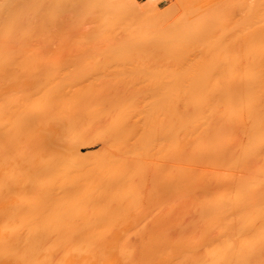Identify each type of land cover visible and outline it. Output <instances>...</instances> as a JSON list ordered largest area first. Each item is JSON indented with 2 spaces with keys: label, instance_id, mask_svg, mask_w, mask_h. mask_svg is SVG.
Listing matches in <instances>:
<instances>
[{
  "label": "bare ground",
  "instance_id": "bare-ground-1",
  "mask_svg": "<svg viewBox=\"0 0 264 264\" xmlns=\"http://www.w3.org/2000/svg\"><path fill=\"white\" fill-rule=\"evenodd\" d=\"M37 1L44 9L48 1L58 5L68 0H0V264H264V26L234 35L233 41L239 40L234 48H227L231 39L220 35L224 47L219 48V40L218 46L210 45L217 52H206L202 43L208 35L198 36L200 43L191 32H166L176 27L165 21L146 19L134 26L128 21L122 33L136 39L127 42L130 50L141 39H155L158 45L168 38L187 39L169 41V52L161 43L156 52L162 58L156 46L149 49L156 44L151 39L152 45L144 48L150 55L140 46L135 49H141L140 58L126 48L128 37L119 34L125 39H117L121 42L115 50L126 44L123 49L129 51L122 53L128 57L121 52L111 57L107 53L114 49L107 47V60L118 62L115 69L121 65L124 76L130 80L133 73L136 80L107 81L103 70L112 62L104 64L92 55L91 62L104 66L99 64L95 73L98 64L86 57L95 73L91 70L89 76L95 79L100 72L110 82L101 77L91 82L85 80L88 71L82 73L86 61L78 63L85 49L75 59L72 52L64 54L67 59L61 56V67L69 61L65 70L60 62L57 68L41 64L44 56L52 60L53 52L48 55L44 44L47 32L37 36L32 21L35 15V23L41 18L39 11L51 16L48 6L43 12ZM120 3L106 4L105 13L110 18L116 14L113 23L127 10ZM130 8L128 12L135 11ZM146 13L153 15L152 10ZM98 22V30H105ZM66 24L70 35L75 29ZM35 43L49 51L44 55L40 49L41 59ZM56 56L55 62L62 61ZM68 65L79 69H71L72 75L86 76L64 79ZM128 69L133 72L125 73ZM95 142L98 146L90 149ZM146 207V213L153 208L145 216Z\"/></svg>",
  "mask_w": 264,
  "mask_h": 264
},
{
  "label": "rangeland",
  "instance_id": "rangeland-1",
  "mask_svg": "<svg viewBox=\"0 0 264 264\" xmlns=\"http://www.w3.org/2000/svg\"><path fill=\"white\" fill-rule=\"evenodd\" d=\"M41 1H43V0H41ZM41 1H40V4H42L41 3ZM67 1V0H66ZM66 1H64V2H66ZM74 1H76V2H74ZM123 2L124 4H126V6L123 4V3H120V4H122V6L124 5L126 8H127V10H129V9H132V8H130V7H135V11H131V13H134L135 12V14H131L130 12H128L125 8V11L123 10L122 11V15L123 16H121L120 17V15L121 14H119V16H117L116 18H118L119 17V19L121 20V19H123V17L125 16V15H127L128 17L129 16H131V17H129V19L127 18V17H124V19L122 20V21H124V22H121L119 19H117L118 21L117 22H114L113 23V21H111L112 19L111 18H114L115 17V13H113L112 12V17L110 18V16L111 15H109V14H107V13H105L107 10V8H106V4H115V3H117V4H119V2ZM126 0H95V2H94V0H68L66 3H61V4H58V5H56V3H54V2H52L51 4H50V1H48V2H46V4H45V2H44V4L46 5V6H48L47 7V9L49 8L50 10V12H47V11H45V8H46V6L44 7V9L43 8H41L42 6H44L43 4L42 5H40L39 6V1H37V6L39 7V8H41L42 10H43V12L45 11V12H47V13H49V15L51 16V17H47V14H46V18H48L47 20H46V18H45V14L43 13V14H41V12L39 11V9H37L36 11H39V14L37 13V16H38V18L41 16V18H43V15H44V18L43 19H38V20H36V21H38V22H36V23H39V24H36L35 23V18H36V13H34V15H35V17H34V20L32 21V22H34L33 24H35V25H33V27H35V29L36 28H38L39 29V25L41 24V22L39 21V20H42V21H44L43 22V24L44 23H46V24H42L43 25V27H45L44 29L41 27L42 25H40V27L42 28H40L39 29V31H38V29H36V31H32L33 33H35L37 36L39 35H43V34H45L46 32V34L48 35V36H44V38H47V40H45L46 41V43H44V44H46V46L48 47V49H49V51H50V54H48V55H52L51 54V51L53 52V56H50V57H52V60H49V59H47V60H45V57L46 56H44L43 57V52H44V55H47V54H45V51H46V49H47V47L43 44L42 46H44V47H42V46H38V44H37V46L39 47V49H37V47H36V43H35V47H36V49H35V52H36V54H38V55H40V56H38L42 61H43V63H42V61H41V64H46L47 66L49 65V64H53L54 65V63H55V67L57 68V64H59V62H60V68L62 69V67H63V70H65V66H66V63L67 62H69V61H67L66 63H63V64H65V65H63L62 67H61V62H64L62 59H67L66 57H65V55H68L69 56V54H71V52H72V54L74 53V55H71V57L73 56V58H74V56H76V58H77V56H78V54H80L79 52V50L80 49H82V51H83V49H85V51H83V53L84 52H86V53H84L86 56H83V54H81L82 56H83V61H82V56H78V57H80V59L79 60H81V61H76V63L78 62V63H83V62H85V67L89 64L88 63V60H89V62L90 63H92L91 62V59H92V55H94V57H96V56H99L100 58H102L103 60H105V62L103 61V63L104 64H106V62L108 61L109 62V60L111 59H109V60H107V58H108V55H110L111 56V54H112V56H117V54L116 53H118V55H120V53L119 52H121V55H123L124 57L125 56H127L126 54L127 53H122V49L123 48H125V45H123L124 47L123 48H121L120 49V51L118 52V48H117V50H115V47H118L119 45H118V43L119 42H121V41H119V42H117L118 40H119V38H122L123 40L126 38V37H128V35L125 33V32H127V31H125L124 32V34L122 33L123 32V25L122 24H124V23H127L128 25H130L131 23H132V25L134 26L135 24H133V23H138V21H141V20H146V19H151V20H157V21H165V22H167L168 23V25L169 26H175L176 28L175 29H173V30H170V31H166V32H175V33H177V34H181V33H186V32H191V33H193L195 36L194 37H200L201 39L203 38V37H205V36H209V37H205V40H204V43H202L203 41L199 38H194V39H196V42H198L197 40H199V41H201L200 43H202V44H204V45H206L205 47H206V52H209V51H214V49H215V51H216V46H218L219 44V40H220V42H223V43H220V45H219V48L221 47V46H223L224 47V40H230L231 39V44H232V47L230 46L229 47V45H228V43L226 44L228 47L227 48H234L235 46H236V42H237V44L239 43V40H236V41H233L235 38H232V37H234V35H241V34H247V33H252V32H254V31H256V30H258V28H260V27H262V26H264V1H262V2H259V3H257V0H128V1H126ZM131 2V4H129L130 2ZM69 2V3H68ZM74 2V3H73ZM77 2H79L78 4H77ZM129 2V3H128ZM132 2H133V4H132ZM72 3V4H71ZM90 4H92V5H89ZM50 5V6H49ZM54 5V6H53ZM76 5H77V7H76ZM79 5H81V7L79 6ZM84 5V6H83ZM105 5V6H104ZM127 5H128V7H127ZM130 5H132V6H130ZM134 5V6H133ZM59 6V7H58ZM61 6L63 7V8H61ZM72 6V7H71ZM122 6H120L121 8H120V10H122ZM56 7V8H55ZM69 7V8H68ZM76 7V9L74 10L73 8H75ZM118 7L119 6H117V10H118ZM37 8V7H36ZM59 8H61V10L58 9ZM66 8V9H65ZM79 8V9H78ZM90 8V9H89ZM40 9V10H41ZM64 9V10H63ZM84 9V10H83ZM70 10V11H69ZM83 10V11H82ZM114 10V9H113ZM151 10H152V12H153V15H151V16H149L148 14L149 13H146V12H151ZM61 11V12H60ZM66 11H69L70 13H68V12H66ZM74 11V12H73ZM85 11V12H84ZM53 12V13H52ZM64 12V13H63ZM79 12V13H78ZM123 12H125V13H123ZM128 12V13H127ZM63 15H62V14ZM76 13V14H75ZM78 13V14H77ZM86 13V14H85ZM87 13H90V15L88 16V14ZM118 13V12H117ZM72 14H74V17H72L71 15ZM86 16H85V15ZM111 14V13H110ZM113 14H114V17H113ZM57 15V16H56ZM66 15H70V16H66ZM77 15H79L78 17H77ZM94 17H93V16ZM109 15V16H108ZM146 15H148V16H146ZM59 16H61L60 18H59ZM91 16V18H89ZM62 17H63V19H62ZM64 17H67V18H65V20H66V22H68V26L66 27V28H68L69 26L74 30L70 35H69V32H71L72 30H68L67 31V29L65 30L64 28H65V24H66V22H64L65 20H64ZM69 17V18H68ZM86 17V18H85ZM98 18V20L97 21H99L98 22V24L102 27L100 30H102L103 28L105 29V30H107V32H105V30H102V31H99L98 29H99V27H96L97 26V21H96V23H95V20ZM133 17V18H132ZM33 18V17H32ZM51 18V19H50ZM71 18H73L72 20H71ZM57 19H59V20H57ZM61 19V20H60ZM84 19V20H83ZM87 19V20H86ZM94 19V20H93ZM64 20V21H63ZM69 20V21H68ZM75 20H76V22H75ZM81 22H83V23H81ZM83 20V21H82ZM90 20V21H89ZM93 20V21H92ZM71 21H73V23L71 22ZM79 21V22H78ZM114 21H116L115 19H114ZM128 21H130V24H129V22ZM31 22V23H32ZM56 22V23H55ZM63 22V23H62ZM91 22V23H90ZM113 24H112V23ZM120 22V23H119ZM20 23H22V25L24 24L22 21L20 22ZM30 23V24H31ZM49 23V24H48ZM81 23V24H80ZM87 23V24H86ZM92 23H94V24H92ZM60 26H59V25ZM61 24H63V25H61ZM85 25V26H83V25ZM89 24H90V26H89ZM122 26V28H120L121 26ZM21 25V24H20ZM19 25V26H20ZM37 25V26H36ZM48 25V26H47ZM49 25H51V26H49ZM67 25V24H66ZM96 25V26H95ZM126 25V24H125ZM131 25V26H132ZM31 26V25H30ZM59 26V27H58ZM80 26V27H79ZM93 26H95V27H93ZM48 27V28H47ZM58 27V28H57ZM70 27L68 28V29H70ZM75 27V28H74ZM91 27V28H90ZM30 28H32V27H30ZM63 28V29H62ZM96 28V29H95ZM117 28H118V30H117ZM21 29V28H20ZM33 29V28H32ZM54 29H55V31H54ZM78 29V30H77ZM84 29H86V30H84ZM89 29H90V31H89ZM113 29V30H112ZM23 30V29H22ZM34 30V29H33ZM41 30H43L42 32H41ZM46 30V31H45ZM65 30V31H64ZM82 30H84L85 31V34H83L82 36L80 35V32L82 31ZM88 30V31H87ZM92 30V31H91ZM96 31V33L94 32V31ZM114 30H115V32L117 33H112L111 31H113L114 32ZM117 30V31H116ZM54 31V32H53ZM80 31V32H79ZM84 31H83V33H84ZM119 31V32H118ZM89 32H91L90 33V36H88L89 35ZM98 32V33H97ZM101 32V33H100ZM211 32V33H210ZM218 32H220V33H218ZM225 32V33H224ZM53 33V34H52ZM68 33V34H67ZM76 33H78V37L76 36ZM191 33H190V35H191ZM207 33V34H206ZM228 33V34H227ZM34 34V35H35ZM60 34V35H59ZM82 34V33H81ZM94 34V35H93ZM96 34H98V38L96 39V37L95 36H97ZM104 34V35H103ZM107 34V35H106ZM119 34H122V35H124L123 37H125V38H123V37H120V36H122V35H119ZM192 34V35H193ZM210 34L212 35V36H214V38H212V36H210ZM35 35V38L37 37ZM55 35V36H54ZM70 37H69V36ZM100 35H102L103 37H101ZM106 35V36H105ZM109 35V36H108ZM110 35H112V36H110ZM117 36V38L115 37V36ZM191 35V36H192ZM203 36V37H201V36ZM217 35V37H218V40L216 39L217 37H215ZM222 36V38L225 36V35H227V37L225 36L224 37V40H222V38L220 39L219 37H221ZM58 36V37H57ZM81 36V38H79ZM85 36V37H84ZM105 36V37H104ZM114 36V37H113ZM190 36V37H191ZM228 36H230L231 38H229V39H227L228 38ZM41 37V36H40ZM54 37V38H53ZM56 37H57V39H56ZM82 37H83V40L81 41V39H82ZM101 37V38H100ZM109 37V38H108ZM130 37V36H129ZM129 37L128 38H126L124 41H125V43H127L128 41H129V44H132V43H130L131 41L130 40H134L133 42H135V40L136 39H131V37H130V39H129ZM43 38V37H42ZM43 38V39H44ZM50 38V39H49ZM69 38V39H68ZM70 38H72V40L70 39ZM78 38V39H77ZM91 38V39H90ZM108 38V39H107ZM110 38H112V39H110ZM114 38V39H113ZM180 38V39H179ZM182 37H178V38H173L172 40H170L171 38H168V39H166L167 41H163V42H161V41H159V45L156 43L157 41L155 40V39H152V42H153V44H155V45H152V43H150L151 42V39H148V41H147V39H145V41H142V39L140 40L141 41V43H139L138 45H136L137 47L138 46H140V47H142V49L144 50V48L145 49H148L151 45L153 46V48H152V46L149 48V49H153L154 50V46H156L155 47V52H156V50H158V49H156L157 47H161V43H164V45H162V46H164L165 47V44H166V46H167V48L169 49H171V41H172V43L174 42V44H175V41L176 42H179V41H177V40H180V42H181V40L182 41H185L186 39L184 38H182ZM193 38V37H192ZM191 38V39H192ZM237 39L239 38V37H236ZM40 39V41H43V39L41 40V38H39ZM49 39V40H48ZM79 39H80V41H79ZM96 40V42H95V40ZM102 39V40H101ZM118 39V40H117ZM129 39V40H128ZM175 39V41H173ZM208 39V40H207ZM211 39V40H210ZM213 39H215V40H213ZM37 40V41H36ZM36 42L37 43H39V41H38V39L36 38ZM69 40V41H68ZM89 40V41H88ZM90 40H92V42L90 41ZM114 42H113V41ZM144 40V39H143ZM153 40H155L156 42H154ZM207 40V41H206ZM66 41V42H65ZM76 41H78V42H76ZM85 41V42H84ZM100 43H99V42ZM139 41V40H138ZM138 41H136V43H138ZM139 41V42H140ZM170 41V42H169ZM193 41H195V40H193ZM192 41V42H193ZM210 41V42H209ZM213 41V42H212ZM44 42V41H43ZM48 42V43H47ZM64 42H65V44H64ZM80 42V43H79ZM123 42V41H122ZM148 42V43H147ZM196 42H194V44H196ZM209 44V45H207V43ZM216 42H218V43H216ZM55 45H54V44ZM96 43V44H95ZM99 45H98V44ZM104 43V44H103ZM106 43V44H105ZM113 43V44H112ZM117 43V44H116ZM124 43V42H123ZM199 43V44H200ZM206 43V44H205ZM230 43V42H229ZM79 44H81V46L79 45ZM86 44H88V45H86ZM134 44V43H133ZM147 44H148V46H147ZM149 44H150V46H149ZM173 44V45H174ZM194 44H192V46H194L195 47V45ZM198 44V43H197ZM201 44V45H202ZM230 44V45H231ZM39 45H41V44H39ZM49 45V46H48ZM51 45H53L52 47H51ZM83 45V46H82ZM88 46V47H86V46ZM90 45V46H89ZM92 45H95V46H92ZM103 45V46H102ZM106 45H108V46H106ZM170 45V46H169ZM172 45V46H173ZM200 45V46H201ZM213 45H216L215 46V48L214 47H212L211 48V46ZM233 45H234V47H233ZM65 46H67L66 47V49L64 50V48H65ZM77 46V47H76ZM106 46V47H105ZM169 46V47H168ZM210 46V47H209ZM41 47V48H40ZM84 47V48H83ZM91 47L93 48L92 49V51H90L89 49H91ZM105 49H104V48ZM107 47L108 48H110L111 50H112V48L114 49V50H112V53L111 52H108L107 54H106V52L107 51H109L110 49H107ZM128 47H130V46H128V43H127V45H126V48H128ZM131 47H134L135 48V46L133 45H131ZM136 47V48H137ZM139 47V48H140ZM205 47H203L202 46V48H205ZM222 47V48H223ZM42 48H44V51L43 50H40V49H42ZM53 48V49H52ZM56 48V49H55ZM96 48H98L99 50H97ZM100 48H101V50H100ZM103 48V49H102ZM135 48V49H136ZM139 48H137V49H139ZM161 48H163V47H161ZM195 48H198V50H200L201 51V48L199 47V45H197ZM52 49V50H51ZM68 49V50H67ZM76 49V50H75ZM88 49V50H87ZM96 49V50H95ZM129 50H130V48H128ZM131 49H133V48H131ZM134 49V50H135ZM167 49V50H168ZM170 49L168 50V52L170 51ZM192 49V48H191ZM236 49V48H235ZM38 52H37V51ZM42 52V54H40V51ZM55 50H57V51H55ZM87 50V51H86ZM104 50V51H103ZM107 50V51H106ZM110 50V51H111ZM123 50H127V49H123ZM129 50H127V51H129ZM134 50H130V53L132 52V51H134ZM141 50V49H140ZM140 50L138 51V52H136V50L134 51L135 53H136V55H137V53H138V55L140 56V54H141V52H140ZM142 50V51H143ZM163 50H165V49H163ZM162 50V51H163ZM197 49H195V51H196ZM220 50V49H219ZM222 50V49H221ZM232 50V49H231ZM237 50V49H236ZM49 51H46V52H49ZM55 51V52H54ZM79 51V52H78ZM113 51H114V53H113ZM116 51V52H115ZM127 51H124V52H127ZM159 51V50H158ZM192 51H194V50H192ZM191 51V53H193ZM200 51H198V52H200ZM214 51V52H215ZM218 51V50H217ZM216 51V52H217ZM227 52H228V49L226 50ZM229 51H230V49H229ZM68 52V53H67ZM75 52H77V53H75ZM88 52V53H87ZM105 52V53H104ZM134 52H133V55H134ZM144 53L146 52H148V54H149V52L150 51H147V50H144L143 51ZM142 52V53H143ZM155 52H153V53H155ZM164 52V51H163ZM163 52H162V54H163ZM197 52V51H196ZM197 52V53H198ZM227 52H226V57H227ZM57 53H59L58 55H59V58H58V60L60 59V58H62V57H64V58H62V59H60V60H62V61H58V62H55V60H53V57H55L56 55H57ZM60 53H61V55H60ZM67 53V54H66ZM82 53V52H81ZM98 53H100V55L98 54ZM129 53V52H128ZM157 53V52H156ZM155 53V54H156ZM175 53V52H174ZM178 53V52H177ZM177 53H176V56H177ZM191 53H189L188 54V56H190L191 55ZM195 53V52H194ZM194 53H193V55L192 56H194L195 58H197L198 57V55H197V57H196V55H194ZM197 53H195V54H197ZM56 54V55H55ZM65 54V55H64ZM102 54V55H101ZM154 54V55H155ZM164 54H166V52L164 53ZM169 54V53H168ZM206 54V53H205ZM204 54V55H205ZM208 54V53H207ZM222 54H224L225 55V51L222 53ZM55 55V56H54ZM58 55L56 56V57H58ZM96 55V56H95ZM107 55V56H106ZM135 55V56H136ZM137 55V56H138ZM141 55H143V54H141ZM150 55V54H149ZM154 55H152V56H154ZM157 55H160V53L158 52L157 53ZM167 55V54H166ZM171 55V54H170ZM170 55H169V57H170ZM201 55H203V53L201 54ZM200 55V56H201ZM203 55V56H204ZM216 55V54H215ZM62 56V57H61ZM111 56V57H112ZM129 56H130V54H129ZM148 56V55H147ZM156 56V55H155ZM174 57V59L175 60H177L176 58L177 57ZM178 56H183L182 54H179ZM186 57V58H194V57ZM203 56H201V57H203ZM206 56L207 55H205V57L204 58H206ZM218 56V55H217ZM229 56V55H228ZM48 57V56H47ZM88 58V60H85V58ZM89 57H91V59H89ZM93 57V59H95ZM99 57H97V59L99 58ZM128 57V56H127ZM143 57H146V56H143ZM143 57H142V59H141V61H139V62H142V60H143ZM151 57V56H150ZM157 57V56H156ZM160 57L162 58V56L160 55ZM214 57V56H213ZM86 58V59H87ZM126 58V57H125ZM130 58H132V57H130ZM134 58V57H133ZM137 58V57H136ZM139 58V57H138ZM140 58H141V56H140ZM146 58H148V59H150L149 57H146ZM159 58V57H158ZM164 58V57H163ZM168 58V57H167ZM182 58V57H181ZM180 58V59H181ZM200 58V57H199ZM54 59H57V58H54ZM64 59V60H65ZM70 59V58H69ZM75 59V58H74ZM153 59H155V58H153ZM164 59H166V56H165V58ZM163 59V60H164ZM173 59V60H174ZM210 59H212V58H210ZM214 59H215V57H214ZM48 60H49V62L51 61V63H48L47 64V62H48ZM85 60V61H84ZM99 60V59H98ZM137 60H140V59H137ZM152 60V59H151ZM150 60V61H151ZM167 60V59H166ZM169 60H172V59H169ZM223 60V59H222ZM45 61H47L46 63H44ZM54 61V62H53ZM97 61V60H96ZM125 60H123V62H124ZM128 62H129V60H127ZM147 61V60H146ZM161 61V60H160ZM72 62V61H71ZM71 62H70V64H71ZM110 62H112L111 60H110ZM143 62H145V61H143ZM148 62V61H147ZM146 62V64H148ZM224 62V61H223ZM226 62V61H225ZM73 63H75V60H74V62ZM72 63V64H73ZM75 63V64H76ZM86 63H87V65H86ZM95 63V65H97L96 67H93V65L92 64H94ZM103 63H98V62H93L92 64H91V68L89 69V66H87L86 67V69L87 70H82L83 69V66H81L82 68H80L82 71V73H85L86 71H88V73H87V77H85V80H87L88 81V79H89V75H91L90 74V71L92 70V67L94 68V70L95 69H97V67L99 66V64H103ZM114 63H116V62H112V63H108L107 65H109V64H113V65H111L110 67L109 66H107L106 68L108 69V71L110 70V72H106L105 70H103V74L102 75H104V77L103 78H105L106 77V80L107 79H109L110 78V80H111V82H114V81H116L117 83H120V82H122L121 81V79L123 80L124 79V81H132L133 79L134 80H136V78H133V76H134V74L132 73V72H130V73H132V74H130L129 73V69H130V67H127V68H129L128 69V72H125V73H127V74H130V75H132V76H130V75H128V77L130 78H132V79H128V78H126L127 76H124V74H123V71H121L120 70V68H119V66H121V65H119L118 66V69L121 71V73H118L117 72V70L118 69H115L116 68V64L118 63H116L115 65H114ZM127 62H125L124 64L125 65H127L126 64ZM136 63V62H135ZM218 63V62H217ZM216 63V64H217ZM219 63H221V60L219 61ZM84 64V63H83ZM104 64H103V66H104ZM120 64H122V63H120ZM138 64V63H137ZM137 64H135L136 65V67H138L137 66ZM141 64V63H140ZM143 64V63H142ZM221 64H223V63H221ZM81 65V64H80ZM80 65H78V67L80 66ZM90 65V64H89ZM94 65V66H95ZM123 65V64H122ZM125 65H124V67H125ZM151 65V64H150ZM154 65V64H153ZM224 65V64H223ZM223 65H222V67H223ZM228 63L225 65V67H227L228 68ZM69 66V65H68ZM75 66V65H74ZM103 66H101V67H103ZM113 66H115L114 68H113ZM128 66H130V65H128ZM147 66H149V65H147ZM146 66V67H147ZM155 66V65H154ZM214 67L216 66H218V64L217 65H213ZM220 66V65H219ZM48 67H50L51 68V66L49 65ZM71 67H72V65H71ZM100 67V68H101ZM133 67H134V65H133ZM133 67H132V69H133ZM140 68L142 67V65H140L139 66ZM138 67V68H139ZM143 67H144V64H143ZM142 67V70H143V73H144V68ZM153 66H151V68H152ZM157 66H155L154 68H153V70L156 68ZM215 67V68H216ZM49 68V69H50ZM53 68V67H52ZM74 68H76V69H78L77 68V66H75ZM74 68L72 69V68H70V66H69V70H68V67L66 68V70H68L69 72L71 71V69L72 70H74ZM100 68H99V70H100ZM105 68V67H104ZM105 68V69H106ZM148 68V67H147ZM224 68V67H223ZM55 69V68H54ZM61 69H57V70H59L58 72H60V71H63V70H61ZM85 69V68H84ZM89 69V70H88ZM103 69V68H102ZM106 69V70H107ZM112 69H115V70H112ZM122 69H124L123 68V66H122ZM131 69V70H132ZM226 69V68H225ZM50 70H52V69H50ZM56 69H55V71H57ZM79 70V69H78ZM78 70L77 71H75V72H77V73H75V72H73V73H75V74H79L80 73V71L78 72ZM94 70H92V73H93V71ZM125 70V69H124ZM130 70V71H131ZM134 70V69H133ZM136 70H139V69H137L136 68ZM142 70L140 69V72H142ZM148 70V69H147ZM152 70V71H153ZM158 70V69H157ZM156 70V71H157ZM219 70H220V68H219ZM222 70V69H221ZM220 70V71H221ZM85 71V72H84ZM112 71V72H111ZM119 71V72H120ZM127 71V70H126ZM149 72H150V68H149V70H148ZM155 71V70H154ZM214 71H216V70H214ZM225 71V70H224ZM52 72V71H51ZM72 72V71H71ZM71 72L70 73H67V72H60V73H63V75H64V73H67V74H69V77L67 78V74H65L64 75V79L66 78V80H71V78H70V75H72L71 74ZM102 72V71H101ZM114 72H116V73H114ZM136 72V71H135ZM139 71H137V73H140ZM145 72H146V70H145ZM217 72V71H216ZM95 73H98V72H96V70H95ZM95 73H93V74H95ZM136 73V74H137ZM143 73H140V74H143ZM157 73V72H156ZM109 74V76H107ZM146 74V73H145ZM150 74H153V75H150ZM154 74H155V72L154 73H149L148 75H150L149 77H154ZM74 75V74H73ZM72 75V79H74L73 81H77V77H79V75H81L80 77H84V76H86V74L85 75H82V74H79V75H74L73 76ZM111 75H113V76H111ZM126 75V74H125ZM147 75V76H148ZM62 76V75H61ZM93 76V75H92ZM96 76V75H95ZM94 76V77H95ZM116 76V77H115ZM121 76V77H120ZM123 76V77H122ZM136 76V75H135ZM134 76V77H135ZM143 76V75H142ZM74 77V78H73ZM100 77H101V75H100V72H99V76H97V78L95 77V79H93L92 77H90V78H92L91 79V82H94V80H95V82L98 80V78L100 79ZM120 77V78H119ZM125 77V78H124ZM137 77V76H136ZM81 78V79H82ZM140 78H142V77H140ZM80 79V78H79ZM118 79V80H117ZM139 79V78H138ZM137 79V80H138ZM145 80H146V78H144ZM156 79V78H155ZM101 80L103 81V82H106V83H109V82H107L106 80H104V79H102V77H101ZM100 81V80H99ZM98 81V82H99ZM79 82V81H78ZM93 145V146H92ZM98 146V143H92L91 145H90V149H94V148H96ZM148 184H146V186H145V188H144V193H145V191L146 190H149V192L151 191L149 188V185L147 186ZM149 192H146L145 194H148ZM148 196H149V194H148ZM146 200H147V198H146ZM152 208L153 207H151V209H149V212H147V213H149V214H147L146 213V210L148 209V207H146L145 208V216L146 215H150V212H151V210H152Z\"/></svg>",
  "mask_w": 264,
  "mask_h": 264
}]
</instances>
